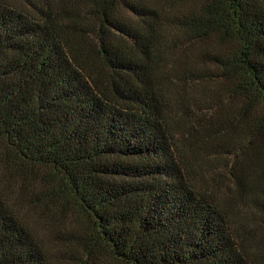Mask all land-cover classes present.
I'll return each instance as SVG.
<instances>
[{
	"label": "trees",
	"instance_id": "16d2710c",
	"mask_svg": "<svg viewBox=\"0 0 264 264\" xmlns=\"http://www.w3.org/2000/svg\"><path fill=\"white\" fill-rule=\"evenodd\" d=\"M245 198L264 213V0H0V264H55L47 201L80 264H264Z\"/></svg>",
	"mask_w": 264,
	"mask_h": 264
},
{
	"label": "rangeland",
	"instance_id": "374dc122",
	"mask_svg": "<svg viewBox=\"0 0 264 264\" xmlns=\"http://www.w3.org/2000/svg\"><path fill=\"white\" fill-rule=\"evenodd\" d=\"M218 151L212 153L210 161L217 167V173L224 176L225 168L223 160L225 156H220ZM222 152H226L223 150ZM219 155V156H218ZM227 172V171H226ZM222 194H225L224 191ZM247 206L243 214V220L247 232L252 235H264V213H259L256 205L250 200H244ZM249 204V205H248ZM36 228L42 238L46 248L51 252L55 264H80L83 249L81 245L69 238L70 230L80 225L79 217L74 211H60L58 203L47 201L41 206H36L31 210ZM253 212V213H252ZM31 219V218H30ZM96 263L91 259L81 264H123L112 258L104 251H98L95 256Z\"/></svg>",
	"mask_w": 264,
	"mask_h": 264
}]
</instances>
